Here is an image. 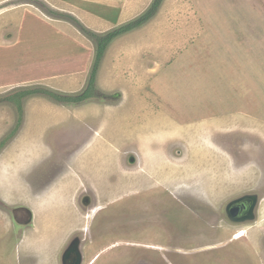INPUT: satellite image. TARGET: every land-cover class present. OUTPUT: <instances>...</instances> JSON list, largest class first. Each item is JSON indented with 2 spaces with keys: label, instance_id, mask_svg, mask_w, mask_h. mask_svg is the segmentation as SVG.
Masks as SVG:
<instances>
[{
  "label": "rangeland",
  "instance_id": "obj_1",
  "mask_svg": "<svg viewBox=\"0 0 264 264\" xmlns=\"http://www.w3.org/2000/svg\"><path fill=\"white\" fill-rule=\"evenodd\" d=\"M86 1L0 0V264H264V0H163L21 115L156 0Z\"/></svg>",
  "mask_w": 264,
  "mask_h": 264
},
{
  "label": "trees",
  "instance_id": "obj_2",
  "mask_svg": "<svg viewBox=\"0 0 264 264\" xmlns=\"http://www.w3.org/2000/svg\"><path fill=\"white\" fill-rule=\"evenodd\" d=\"M163 0H156L155 3L153 4L152 8L145 14L143 15L141 18L137 19L136 21L129 23L128 25L121 27L119 29H116L110 33H108L105 36H98V35H94L92 33L91 36L93 37V39H95L98 43L97 46V50H96V54H95V59H94V63L92 65V69H91V74H90V80H89V85L88 88L86 89V91L84 93H82L81 95H78L76 97H66L63 95H58V94H54L51 93L50 91H45V90H34V91H25V92H21L18 95V99H15L17 105H18V110L19 113L22 115L23 113V109L21 107V98H25L27 97L29 94H35L37 92H42L45 95L56 99L57 101H61V102H65V103H81L84 100H86L88 97L95 95V82H96V76H97V72L99 70L100 67V63L104 57V54L107 50L108 45L117 37L128 33L140 26H142L143 24H145L146 22H148L149 20H151L152 17H154V15L157 12V9L160 5V3ZM52 15H56L57 13L55 12H49Z\"/></svg>",
  "mask_w": 264,
  "mask_h": 264
},
{
  "label": "water",
  "instance_id": "obj_3",
  "mask_svg": "<svg viewBox=\"0 0 264 264\" xmlns=\"http://www.w3.org/2000/svg\"><path fill=\"white\" fill-rule=\"evenodd\" d=\"M131 162L133 160L131 159ZM258 203V197L256 195H246L237 200L232 201L226 207V214L230 221L234 223L250 222L256 219L255 210ZM238 204H243L246 209L244 214L241 216V208L237 206ZM28 211V209H25ZM29 215H31V212ZM74 242V241H73ZM70 244L68 249H66L62 255V264H83V255L80 248H77V241Z\"/></svg>",
  "mask_w": 264,
  "mask_h": 264
},
{
  "label": "crops",
  "instance_id": "obj_4",
  "mask_svg": "<svg viewBox=\"0 0 264 264\" xmlns=\"http://www.w3.org/2000/svg\"><path fill=\"white\" fill-rule=\"evenodd\" d=\"M87 1H89V3L88 4H86V7H87V5L88 6H91V7H88V9H91L94 5H95V3L98 1V0H87ZM86 1V2H87ZM104 3V2H103ZM102 3V1L101 2H99L98 4L99 5H101V6H103L104 4ZM108 4V3H107ZM95 9V8H94ZM89 14H91L90 16H89V20L90 19H92V23L93 24H95V23H99L98 21H100V19H101V14H102V11L101 10H98L97 8L93 11V8L90 10V12H89ZM0 17H2V16H0ZM3 18H0V20H2ZM7 23L8 24H10V21H7ZM52 24V23H51ZM15 27H17V26H15ZM20 29V28H19ZM1 31L2 30H0V33H1ZM18 32L19 31H17V32H15V36H16V38H17V40L18 41H16L15 42V44L16 45H19V44H21V42H22V39L19 37V35H18ZM14 36V37H15ZM5 37V35L3 36L2 34H0V48H3L4 46H10V47H13L15 44H12L11 42L12 41H7V39L6 38H4ZM6 37H7V33H6ZM11 38V37H10ZM24 38H26L27 39V42H28V36H26V37H24ZM29 40H32L31 38H29ZM33 41V40H32ZM18 42V43H17ZM26 42V43H27ZM34 43H36L35 41H33ZM75 43H76V40L72 43V42H69V43H67V44H69L68 45V47L70 48V49H73L74 47H75ZM35 46H37V43L35 44ZM38 47V46H37Z\"/></svg>",
  "mask_w": 264,
  "mask_h": 264
},
{
  "label": "flooded vegetation",
  "instance_id": "obj_5",
  "mask_svg": "<svg viewBox=\"0 0 264 264\" xmlns=\"http://www.w3.org/2000/svg\"><path fill=\"white\" fill-rule=\"evenodd\" d=\"M237 206H239L240 208H241V211H242V213H241V216L244 214V212L246 211V209L243 207V204H238ZM16 210V209H15ZM19 210H21V208H18L17 209V211H19ZM21 212H24V215H26L27 217H29V212L26 210V211H24V210H21L19 213H21ZM226 216H227V214H226ZM228 217V216H227ZM229 219V218H228ZM74 241V240H73ZM72 242H70V244H71ZM69 247V246H68ZM68 247H66V249H68ZM65 249V250H66ZM64 250V251H65ZM64 253V252H63Z\"/></svg>",
  "mask_w": 264,
  "mask_h": 264
},
{
  "label": "bare ground",
  "instance_id": "obj_6",
  "mask_svg": "<svg viewBox=\"0 0 264 264\" xmlns=\"http://www.w3.org/2000/svg\"><path fill=\"white\" fill-rule=\"evenodd\" d=\"M245 236L244 232H240L236 237H234L235 239H241Z\"/></svg>",
  "mask_w": 264,
  "mask_h": 264
}]
</instances>
